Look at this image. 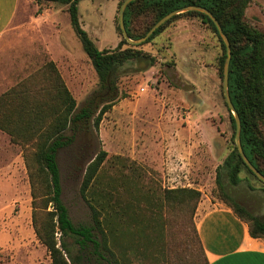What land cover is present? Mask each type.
<instances>
[{"label": "rangeland", "instance_id": "obj_1", "mask_svg": "<svg viewBox=\"0 0 264 264\" xmlns=\"http://www.w3.org/2000/svg\"><path fill=\"white\" fill-rule=\"evenodd\" d=\"M120 2L124 0H84L78 4L80 23L100 50H113L117 38L119 43L122 40L115 22ZM246 19L264 32V0H252ZM49 20L60 25L62 40L73 56L71 65L63 58L58 60L59 67L54 63L77 101V110L86 108L93 114L90 121L80 123L74 143L58 154L62 199L73 222L92 223L81 189L89 164L106 151L99 174L100 191H107V184L116 181L121 184L120 192L130 188L133 199L178 188L201 193L193 217H186L183 227L176 225L170 230L161 250L163 258H152L151 247L145 244L141 257L129 256L134 264H194L195 257L202 256L196 230L199 234L198 228L207 229L209 224L241 238L243 231L222 201L216 183L217 169L233 147L232 112L217 67L221 54L218 37L199 20L182 19L153 42L139 45L157 57L154 67L138 71L143 64H128L116 89L107 90L100 86L72 29L67 7L24 0L8 38L0 40V98L25 82L36 86L44 83L50 89L48 73L42 70L52 60L35 44L41 36L51 34ZM90 26L102 28L99 41L92 36ZM109 103L114 106L96 128L94 119ZM1 156L0 264H51L50 254L33 228L23 150L12 144L10 137H0ZM239 176L238 185L223 178L227 192L263 220L264 185L245 169Z\"/></svg>", "mask_w": 264, "mask_h": 264}, {"label": "trees", "instance_id": "obj_2", "mask_svg": "<svg viewBox=\"0 0 264 264\" xmlns=\"http://www.w3.org/2000/svg\"><path fill=\"white\" fill-rule=\"evenodd\" d=\"M36 1L67 7L72 29L102 88L115 90L128 64H143L138 71L157 64L156 56L144 52L140 46L128 44L118 18L115 20L116 30L122 40L113 50H100L80 23L78 4L84 0ZM251 2L134 0L126 9L125 26L130 38L138 40L160 19L175 10L201 6L215 16L231 45L229 93L242 123V147L251 163L264 175V32L247 22L246 10ZM121 5L120 2L119 10ZM182 19L199 20L218 37L221 54L217 67L223 80L226 46L215 23L205 13L188 11L174 16L144 44L153 42ZM42 72L48 73L46 80L50 89L44 83L36 86L25 82L0 98V131L9 135L12 144L19 145L23 150L31 188L33 228L37 239L49 252L51 264H134L129 256L141 257L145 244L151 247L152 258H163L160 257L161 250L166 238L171 235L170 230L176 225L183 227L187 223L186 217H193L201 193L178 188L163 190L160 194L139 195L133 199L130 188L124 187L120 192L121 184L116 181L107 184L109 191H100L102 182L99 174L108 156L106 151H101L89 164L81 189L91 211L92 223L75 224L62 199L58 154L74 143L80 123L90 121L93 114L86 108L77 110V101L54 62H49ZM113 106L109 103L100 110L94 119L96 128ZM230 117L233 147L224 164L217 169L216 183L222 201L239 221L247 225L249 235L253 239L264 240V219L256 217L235 201L227 192L223 180L226 176L232 185H238L241 181L239 175L244 169L257 178L238 151L232 113ZM196 234L202 256L195 257L194 264H207V255L197 230Z\"/></svg>", "mask_w": 264, "mask_h": 264}, {"label": "crops", "instance_id": "obj_3", "mask_svg": "<svg viewBox=\"0 0 264 264\" xmlns=\"http://www.w3.org/2000/svg\"><path fill=\"white\" fill-rule=\"evenodd\" d=\"M24 0H0V40L8 38L11 24L13 23L21 3ZM50 21L51 34L48 38L41 36L35 44L43 53L47 52L49 58L57 64L58 60L63 58L66 64L71 65L73 56L67 48V44L62 40L60 25L53 20ZM114 24V18H113ZM89 30L97 41L100 40L98 35H101L102 28L99 30L96 27L90 26ZM49 39V45L47 42ZM119 44L117 38L116 47ZM23 60L26 61L23 55ZM0 137H9L7 134L0 131ZM5 154L8 150V140L5 142ZM18 156V155H17ZM20 157V156H19ZM2 156L0 157V159ZM228 208V207H227ZM232 215L233 212L228 208ZM228 210V211H229ZM238 228L243 231V235L239 237L234 236L227 230L221 231V227L215 224H209L207 229L198 228L200 238L204 245L207 255V264H264V240L253 239L249 235L248 227L243 222L239 221L235 216Z\"/></svg>", "mask_w": 264, "mask_h": 264}, {"label": "water", "instance_id": "obj_4", "mask_svg": "<svg viewBox=\"0 0 264 264\" xmlns=\"http://www.w3.org/2000/svg\"><path fill=\"white\" fill-rule=\"evenodd\" d=\"M134 1V0H124V2L122 3L120 10H119V15H118V22H119V26L120 29L122 31V35L124 37V39L131 45L133 46H139L144 44L161 26H163L166 22H168L171 18H173L174 16L184 13V12H188V11H199L202 13H205L206 15H208L211 20L215 23L218 32L222 38V40L225 43L226 46V51H227V57L225 60V64H224V70H223V92H224V96H225V100L226 103L230 109V111L232 112V114L234 115V119H235V124H236V131H235V142L238 148V151L243 159V161L245 162V164L247 165V167L253 172V174L264 184V175L262 173H260L256 167L251 163V161L248 159V157L246 156L243 147H242V143H241V132H242V123H241V119L239 117L238 112L235 109V106L233 105V102L231 100L230 97V93H229V76H230V63H231V45L229 42V39L227 37V35L224 33L220 23L218 22V20L215 18V16L206 8H203L201 6H189L183 9H179V10H175L169 14H167L166 16H164L162 19H160L149 31L148 33L138 39V40H133L130 38L126 26H125V12L127 7L129 6V4Z\"/></svg>", "mask_w": 264, "mask_h": 264}]
</instances>
